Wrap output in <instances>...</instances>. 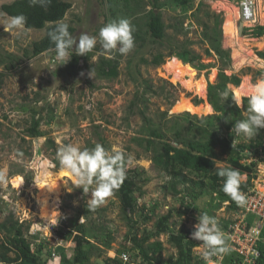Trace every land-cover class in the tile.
<instances>
[{"label": "rangeland", "instance_id": "rangeland-1", "mask_svg": "<svg viewBox=\"0 0 264 264\" xmlns=\"http://www.w3.org/2000/svg\"><path fill=\"white\" fill-rule=\"evenodd\" d=\"M12 1L0 0V6ZM63 1L71 4L63 22L75 28L73 36L79 37L81 33L98 36L100 28L107 22L127 18L135 29L134 39L136 34L141 39L134 40V48L126 55L113 51L118 59L117 77L105 79L98 75L96 67L103 49L97 43L91 51L90 67L72 79L62 73L65 64L61 65L56 59L55 51L33 58L25 57V50H30L31 44L43 37L44 29H25L10 34L5 33L0 25V60H4L0 64V72L8 62V56L14 57L20 64L13 72L5 71L0 85V173L4 175V179L0 180V221L13 216L22 222L32 251L44 264H63L64 260H71L74 244L61 235L72 230L75 222H84L86 216L89 235L94 243L88 264H107L106 260L120 251H128L134 256L136 250L129 237L143 233L150 235L149 242L162 243L160 257L164 262L175 261L177 249L170 242L172 233H179L183 228L192 232L200 212L215 217L224 233L228 223L235 218V210L229 207L231 202L221 200L217 188L212 189L211 185L194 191L180 187L182 192L178 195L168 192L165 186L170 177L152 164L153 153L134 141L147 137L151 129H157L163 134V140L171 144L178 140L176 132L180 133V138L191 139L195 134L192 124L204 127L207 122L204 118L215 114L213 110H205V106L209 105L206 90L203 95H198L179 82H172L164 63L172 52L185 46L198 54L201 58L199 62L207 66L198 70L184 63L195 71L196 77L205 79L207 87L208 83H216L217 73L222 67H225L227 75L236 74L241 82L248 78L249 83L254 84L264 79V60L236 66L232 59L233 47L225 41L222 31L225 11L217 3L224 1L238 9V0H200L202 5L199 7V0H192L188 5L159 0L165 25V39L161 43H153L146 34L145 13L149 10L150 0H130L129 6L123 0ZM258 11L255 27H244L239 17L236 21L239 36L247 40L246 48L254 55L258 51L264 52V47L256 45L257 42H264V36L256 37V28L264 25V17L261 18L264 15V0L258 1ZM0 13L3 12L0 10ZM217 45L229 52V67L222 66L214 54L212 49ZM206 50L211 55H206ZM157 53L163 55L164 62L160 65L150 63ZM212 72L215 77L210 80ZM228 87L233 93L234 86ZM195 98L203 100L202 110L193 105ZM238 104L242 108V99ZM180 107L185 112L178 113ZM140 111H143V116ZM33 121L37 122L41 133L39 137L31 134ZM236 137L240 145L253 141L243 135ZM155 142L159 149V141ZM69 143L81 149L92 148L99 143L109 150L114 146L123 150L126 171H131L130 176L136 183V189L131 194L135 208L129 213L132 220L138 221L136 225L128 222V215H125L114 195L106 198L94 211L89 209L87 201L90 193L83 194L81 188L73 185L71 177L63 179L65 186L59 194L57 215L48 223L39 217L36 185L44 180L50 181L60 170H64L57 159V152L61 145ZM215 152L218 155L216 169L230 165L227 154L221 153L220 147H216ZM245 158L240 164H254L251 179L263 177L264 170L257 163H248ZM16 176L23 179L19 188L12 183ZM242 176L244 179L241 182H245L246 173ZM168 213L169 229L158 232L156 224L159 218ZM144 215L149 219L144 220ZM255 219L254 215H248V220ZM187 239L195 243L193 257L201 262V242L193 240L191 234ZM227 254H219L222 262Z\"/></svg>", "mask_w": 264, "mask_h": 264}, {"label": "trees", "instance_id": "trees-1", "mask_svg": "<svg viewBox=\"0 0 264 264\" xmlns=\"http://www.w3.org/2000/svg\"><path fill=\"white\" fill-rule=\"evenodd\" d=\"M126 6H129L130 0H123ZM177 5H188L192 0H173ZM198 7L202 5L199 0ZM149 10L145 13L144 26L146 34L153 43H161L165 39V25L161 18L160 10L161 3L159 0H150ZM71 8V4L63 0H51L46 7H41L39 4L31 5L30 0H14L11 3H5L0 6L1 12L7 16H15L23 14L27 17L26 29H44V35L38 41L31 44L30 50H25V57L33 58L47 51H54L55 45L50 41L48 32L55 26L56 23L63 22L67 11ZM65 23V22H63ZM69 25V24H68ZM256 37L264 36V25L258 26ZM69 32L74 35L75 28L69 25ZM141 39L137 34L134 40ZM217 59L221 62L222 66L229 67L230 55L227 50L221 49L220 46H215L213 49ZM99 57L97 64V73L100 77L105 79H112L118 76V59L114 57L108 58L104 50ZM72 57L63 67V74L75 79L80 72L89 68V59L92 52L86 55H76L73 49ZM176 56L183 63L190 64L193 68L203 70L207 68L206 65L200 63V56L195 54L185 46L177 52H172L170 56ZM206 55H211L206 50ZM258 58L264 60V52H256ZM8 56V62L3 66L0 72V85L5 75V71L13 72L19 67V62L15 58ZM6 59V60H7ZM4 63V60H0ZM164 62L163 55L157 53L151 59L152 64L160 65ZM194 63H198L195 65ZM225 68V67H224ZM222 67L217 73V81L214 84L208 83L206 87V102L211 106L212 115L206 116V123L204 127L198 124H192L195 129L194 137L189 139L180 138L179 132H176L175 137L178 139L175 144L163 140V134L157 129L148 131L147 137L136 138L134 141L137 145L142 146L146 151L153 153L151 157L152 164L158 169L164 171L169 177L170 182L165 186L173 195H178L182 190H202L207 185H211L212 189L219 192L220 198L223 201L231 202L229 207L234 208V201L231 200L222 190L223 179L218 177L215 168L217 160L216 147H220L221 153H225L230 161V166L238 169L242 174L246 173L247 180L241 182L240 190L247 188L250 185L252 166L242 165L240 161L246 157L245 151H250L252 148L257 149L264 146V129H260L259 133L253 138L250 144L240 145L236 142V136L233 125L237 120L245 118L248 110V98H242V108L236 106V101L233 93L228 87L232 85L238 87L241 79L236 74L227 75ZM224 91L229 92V97L224 100L221 93ZM132 105L134 103L132 102ZM193 105L198 109L204 108L203 100L195 98ZM178 113L185 112L182 107L177 109ZM189 114V112H186ZM143 116V111L139 112ZM191 115V114H190ZM145 118V117H143ZM200 121V120H199ZM201 122V121H200ZM203 124V123H202ZM31 134L34 136H41L37 129V122L33 121L30 126ZM155 140L159 141L160 148ZM257 140V142H255ZM236 142V143H235ZM260 145V146H259ZM126 161V160H125ZM254 163V162H252ZM127 166V161L125 167ZM131 171H126V179L119 189L115 190L113 195L118 199L123 212L128 215L131 224L136 225L137 220H132L129 213H132L135 208V201L132 193L136 189V183L130 176ZM183 187L182 190L179 189ZM184 193H186L184 191ZM87 215V214H86ZM86 220L81 223H74L72 230H68L64 235H61L67 240H71L74 244L73 255L71 260H64L63 264H88L92 249L94 248L93 242L89 235L90 227L87 226ZM144 220H148V216H143ZM170 219V214L161 216L156 224L158 232H165L169 229L167 222ZM158 234V233H157ZM156 234V235H157ZM191 232L183 228L179 233H172L170 235V242L174 244L177 249V258L175 261L161 259L160 254L163 250L162 243L159 241L149 242L148 234H131L129 241L132 247L138 251L148 263L156 262V264H201L200 261L195 260L192 253V248L195 243L187 239ZM262 235L264 236V230ZM108 246V244H105ZM261 257L258 264H264V244L260 245ZM234 253L229 252L226 255L224 264H230V260ZM107 264H120L118 259L113 257L106 260ZM0 264H44L39 256H37L31 249V245L25 237L23 223L14 219L13 216H8L0 221Z\"/></svg>", "mask_w": 264, "mask_h": 264}, {"label": "clouds", "instance_id": "clouds-1", "mask_svg": "<svg viewBox=\"0 0 264 264\" xmlns=\"http://www.w3.org/2000/svg\"><path fill=\"white\" fill-rule=\"evenodd\" d=\"M51 0H30L31 5L39 4L46 7ZM0 25L5 33L20 32L26 29L27 17L23 14L7 16L0 13ZM67 23L59 22L48 32L50 41L55 45L56 59L66 64L72 57V50L76 55H86L93 51L97 43H100L105 55L113 58L114 50L122 55L128 54L134 48V26L127 18H119L107 22L100 28L98 36L81 33L79 37L73 36ZM193 74L194 70H193ZM251 92L248 97V110L245 118L237 120L232 130L237 135H243L251 140L264 129V79L251 84ZM224 100L229 97V92L221 93ZM239 107L238 103H235ZM60 166L70 175L73 185L81 188L83 194L90 198L87 201L88 208L95 210L119 189L126 179L125 154L122 149L112 147L110 150L97 143L94 147L81 149L71 143L61 145L57 152ZM219 162V161H218ZM217 176L223 179L221 190L234 201L237 206L244 207L247 203L246 194L240 191L241 181L244 177L238 169L218 167ZM4 179L0 173V180ZM193 225L191 238L201 242V258L211 261V257L219 254H227L230 251L224 233L217 219L200 212ZM127 259V257H124Z\"/></svg>", "mask_w": 264, "mask_h": 264}, {"label": "built area", "instance_id": "built-area-1", "mask_svg": "<svg viewBox=\"0 0 264 264\" xmlns=\"http://www.w3.org/2000/svg\"><path fill=\"white\" fill-rule=\"evenodd\" d=\"M258 1H237L239 21L244 23V27L257 25ZM245 154L248 163H257L264 170V146L257 149L252 148L250 151H245ZM256 180V178H252L251 184L240 190L246 194L247 203L244 207H239L234 202L235 218L228 223L224 232L227 244L234 253L230 264H258L261 257L260 245L264 244V236L262 235L264 230V174L263 177ZM249 214L254 215L256 219L254 221L248 220ZM115 258L120 264H156V262H146L138 251L134 256H131L128 251H120ZM199 259L201 264H224L220 255L211 257L210 262L202 258Z\"/></svg>", "mask_w": 264, "mask_h": 264}, {"label": "bare ground", "instance_id": "bare-ground-1", "mask_svg": "<svg viewBox=\"0 0 264 264\" xmlns=\"http://www.w3.org/2000/svg\"><path fill=\"white\" fill-rule=\"evenodd\" d=\"M217 6L225 11L222 31L226 39L225 41L233 47L232 59L236 62V66H241L246 63L252 64L254 61L260 62V59L246 48V46L248 47V44H246L247 40L239 36V29L236 25V21L239 17V12H237L238 9L224 1L218 2ZM262 17H264V15H262L261 18ZM256 45L262 48L264 47V42H257ZM164 69L170 76L172 82H179L182 86L189 90H193L198 95H203L205 93V79L202 76L196 77V75L193 74V69L184 64L175 55L171 56L164 63ZM214 77L215 74L212 72L210 80L214 79ZM251 84L248 78H244L238 87L233 88V95L238 103H240L242 97L249 96ZM205 110L208 112L211 110L210 112H212L210 105H206ZM65 177H70V175L66 170H60L50 181L44 180L36 185L38 188L37 200L39 203V217L46 223L52 221L54 216L57 215L56 205L59 201L60 191L65 186L63 181ZM12 183L15 187L19 188L23 183V179L20 176H16L12 180Z\"/></svg>", "mask_w": 264, "mask_h": 264}, {"label": "crops", "instance_id": "crops-1", "mask_svg": "<svg viewBox=\"0 0 264 264\" xmlns=\"http://www.w3.org/2000/svg\"><path fill=\"white\" fill-rule=\"evenodd\" d=\"M261 60V59H260Z\"/></svg>", "mask_w": 264, "mask_h": 264}]
</instances>
